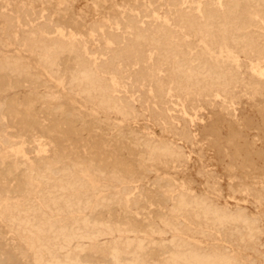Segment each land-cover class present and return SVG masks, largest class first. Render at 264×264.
<instances>
[{
	"label": "rangeland",
	"instance_id": "374dc122",
	"mask_svg": "<svg viewBox=\"0 0 264 264\" xmlns=\"http://www.w3.org/2000/svg\"><path fill=\"white\" fill-rule=\"evenodd\" d=\"M225 1V5H221L219 0H0V63L6 64L8 60L17 71L0 74V179H4L3 182L0 180V264H39L38 251L30 247L27 233L18 231L10 219L11 213L27 206L35 208V224L44 230V238L64 247L61 253L65 260H83L85 257V264H95L94 261L96 264H113L110 252L118 248L125 257L129 256V262L139 259L147 264L156 261V264H170L166 260L172 246L185 243L191 250L226 257L229 261L223 264H264V90L261 91L264 88V50H261L264 18L252 16L251 24L232 18L225 30H218L217 22L207 13L227 12L229 4ZM202 6L205 8L201 13ZM179 14L188 21L184 19L179 23ZM140 16H148L144 19L147 27H143L149 29L150 40L136 43L132 22L133 18L138 21ZM195 17L198 24L191 26L189 21ZM166 25L176 28L170 36V47L176 53H182L180 55L187 62L191 61L188 63L190 69L215 51L213 59L226 65L232 74L231 85L225 92L194 90L191 86L187 89L186 85L178 87L172 82L173 70L166 69L165 62H161L165 72L157 73L162 58L158 48L152 45L158 37L156 31H163ZM120 32L124 44L116 42ZM247 36L260 39L258 45L239 46V39ZM42 38L49 40V45L55 42L79 48L82 65L97 70L113 95L136 110L126 115L119 109L100 105L97 99L93 101L78 90H71L61 77L78 73L80 66L65 52L59 57L57 73L49 66L47 53L41 50ZM119 51L123 59L113 70L109 56ZM172 62L170 68L174 66V69L177 63L176 60ZM161 77L170 82V91L163 97L156 87ZM56 107L58 112H54ZM132 134L136 135L131 137ZM136 140L142 146L147 142L155 143L153 146L159 148L170 147L177 156L158 154L148 158L146 148H141ZM19 150H23L27 159L17 160L15 151ZM148 159L152 161H145ZM20 163L25 166L21 167ZM46 166L54 169L53 173H46L50 178L49 188H45L38 176ZM160 179L164 181L159 183ZM68 182L74 189L67 186ZM62 184L67 187L57 190V196L61 198L54 205L49 201L47 189H59ZM157 184L160 185L157 187ZM166 184L170 185L169 192ZM158 188L167 193H161ZM77 193L89 200V206L78 211L80 213H70L65 203L74 199ZM180 195H186L192 202L191 208L183 213H173ZM133 202L136 206H132ZM206 206L209 210L215 209L210 210L211 215L214 211L219 214L216 212L213 217L209 214L210 218L202 214ZM223 213L229 219L227 224L216 221ZM240 219L251 225L246 226ZM231 220L235 223L230 224ZM164 222L169 223L168 227ZM74 233L76 238L69 245L62 242L63 234ZM81 236L85 240L78 238ZM137 243L145 244L143 251ZM100 256H104L103 259Z\"/></svg>",
	"mask_w": 264,
	"mask_h": 264
},
{
	"label": "bare ground",
	"instance_id": "6f19581e",
	"mask_svg": "<svg viewBox=\"0 0 264 264\" xmlns=\"http://www.w3.org/2000/svg\"><path fill=\"white\" fill-rule=\"evenodd\" d=\"M155 1V0H154ZM220 1V3H221V5H225V3H224V0H219ZM149 2V1H148ZM225 2H227L229 5H228V10H227V12H225V13H212V14H208L207 13V15H210V17L209 18H213L214 19V21H216L217 22V24L216 25H218V30H221V29H226V26L228 25V21L230 20V19H232V18H236V21H237V18H239L244 24H251L252 23V21H251V17L253 16L254 18L256 17V18H258V19H263L264 18V0H227V1H225ZM153 3H155V2H153ZM141 4V3H140ZM176 4V3H175ZM203 4V3H202ZM142 5V4H141ZM199 5V4H198ZM146 6H148V5H146ZM227 6V5H226ZM199 7V6H198ZM154 8V7H153ZM205 8V7H204ZM203 6L202 7H200V10H201V13L203 12ZM219 8V7H218ZM149 9H150V6H149ZM197 9V8H196ZM195 9V10H196ZM211 9V8H210ZM209 9V10H210ZM146 10V9H145ZM153 10V9H152ZM180 10V9H179ZM148 11H150V10H148ZM197 12V11H196ZM148 13V12H147ZM178 13V12H177ZM149 14H150V12H149ZM156 13H154V15H155ZM181 14V13H180ZM179 14V16H178V21H179V23H180V21H184V19H186L184 16H182V15H180ZM205 14H206V12H205ZM157 17H158V14L156 15ZM201 16V15H200ZM139 18V20L137 21V18H133V22H132V24H133V28H134V31H135V38L134 39H136L135 41H136V43H137V41L138 40H142V41H147V40H150V38H149V29L147 30L145 27H143L144 25L146 26L147 24H146V22H145V20L144 19H148V16H140V17H138ZM152 18H153V16H152ZM211 18V19H212ZM111 19V18H110ZM115 19V18H114ZM132 19V18H131ZM156 19V18H155ZM156 21H157V19H156ZM155 21V22H156ZM158 21H159V19H158ZM186 21H188V19H186ZM263 21H264V19H263ZM55 23V22H54ZM53 23V24H54ZM113 23V22H112ZM118 23V22H117ZM189 23H190V25L191 26H194V25H197L198 24V20H197V17H195V18H192V19H190V21H189ZM188 24V23H187ZM57 25V24H56ZM56 25H54V27H56ZM119 25V24H118ZM58 26V25H57ZM150 26V25H149ZM258 26V25H257ZM52 27V26H51ZM147 27V26H146ZM178 27V25L176 24V28ZM119 28V27H118ZM117 28V29H118ZM176 28L175 29H171L170 27H168L167 25H166V28H164L163 29V31H156V33L158 34V37H157V40H156V42L153 44V43H151V44H153L152 46H155L156 48H158V50H159V56L162 58L161 60H160V66H158L157 68H158V70H157V73H159V74H161V73H164L165 72V70L168 68L169 70H173V71H175V72H173V71H171V73L173 74V83L176 85V86H178V87H181L182 88V85H184V87H185V85L187 86V89H188V86H191V87H194L195 89L194 90H199V89H201V90H203V91H207V92H209V91H212V90H221L220 92H225L227 89H228V87L231 85V78H232V74L230 73V71L228 70V69H226V65L224 66V65H222L220 62H218V59H217V61H215L214 59H213V55H215V54H213V53H215V51H213L212 52V54H209V56H206V57H204L203 58V61H202V59H201V63H199V60H198V58H197V60H198V62L196 63V65H195V67L194 68H192L191 66V68L192 69H190L189 67H188V63H191V61L190 62H187V60L186 59H184L183 58V56H181L180 54H182V53H180V52H177L176 53V51H173V49L170 47V40H171V37L170 36H172L175 32H176ZM35 29V28H34ZM59 29V28H58ZM116 29V28H115ZM118 30H120V28L118 29ZM46 31H47V29H46ZM49 31V30H48ZM54 31V30H53ZM187 31V30H186ZM45 32V31H44ZM62 32V31H61ZM60 32V33H61ZM152 32V31H151ZM26 33V32H25ZM52 33V32H51ZM57 33H58V31H57ZM30 34V33H29ZM46 34V33H45ZM50 34V33H49ZM57 35V34H56ZM56 35H54V36H56ZM154 35V34H153ZM25 36V35H24ZM118 36V38H117V41L116 42H121L122 44H124L125 42H124V40H122L121 39V32H120V34H118L117 35ZM28 37V36H27ZM34 37V36H33ZM51 37V36H50ZM53 37V36H52ZM152 37V36H151ZM63 38V37H62ZM173 38V37H172ZM187 38V37H186ZM256 38V37H255ZM53 39V38H52ZM222 39V38H221ZM41 40V39H40ZM39 40V41H40ZM44 39L42 38V41H43ZM80 40V39H79ZM236 40H238V39H236ZM64 41V40H63ZM62 41V42H63ZM78 41V40H77ZM155 41V40H154ZM197 41V40H196ZM232 41V40H231ZM260 41V39H258V40H255L254 39V36L253 37H249V36H247V37H245V38H243V39H239V42L240 43H242V44H240V43H238V45L239 46H248V45H258V42ZM41 42V41H40ZM39 42V43H40ZM53 42V41H52ZM58 42V41H57ZM70 42V41H69ZM237 42V41H236ZM39 43L37 44L38 46H39ZM42 43V44H41ZM40 44L42 45H40L42 48H41V50L42 51H44V52H46L47 53V58L49 59V61H50V67L51 68H53L57 73H58V70H59V57H61L63 54H65V52H67L68 54H69V56L68 57H71L70 58V60L72 61V60H74V61H76L77 63H78V65L80 66V71H78V73H72V75L69 77L67 74H63L62 75V82L65 84V85H68L69 87H70V89L71 90H78V91H80V93H83V94H85L86 95V97L88 96V97H90L92 100L93 99H97L98 100V102H99V104L100 105H103V106H106V107H109V108H116V109H119V111H121L122 113H124V114H130V111L131 110H133L134 109V107H133V105H131V104H125L124 102H122L120 99H119V97L118 96H114L113 95V93L111 92V90H110V87L104 82V79L102 78V76H101V74L96 70V71H94V70H91V69H89L88 67H85L84 65H82V54L79 52V48H76V46L75 47H73V46H70V45H67L66 47L64 46V45H60V44H58V43H51L50 45L48 44L49 43V40H44L43 42H41ZM61 43V42H60ZM68 43V42H67ZM66 43V44H67ZM71 43V42H70ZM82 43V42H81ZM110 43V42H109ZM231 44H232V42H230ZM132 44V43H131ZM149 44H150V42H149ZM128 45V44H127ZM134 45V44H133ZM36 46V45H35ZM80 46V45H79ZM130 46V45H129ZM215 46V45H214ZM261 46V45H260ZM259 46V47H260ZM78 47V46H77ZM114 47V46H113ZM127 47V46H126ZM216 47V46H215ZM38 49H39V47H38ZM87 49V48H86ZM112 49V48H111ZM152 49V48H151ZM261 49V48H260ZM261 50H264V42H263V44H262V49ZM43 52V53H44ZM112 53V52H111ZM263 53H264V51H263ZM246 54V53H245ZM46 55V54H45ZM186 55V54H185ZM247 55V54H246ZM67 56V55H66ZM95 56V55H94ZM107 56V55H106ZM216 56V55H215ZM67 57V58H68ZM73 57V58H72ZM88 57V56H87ZM157 57V56H156ZM174 58V59H173ZM185 58H186V56H185ZM189 58H190V56H189ZM46 59V58H45ZM100 59V58H99ZM122 59H123V56H122V54L120 53V51L119 52H115V53H113V54H111L110 56H109V64H110V67L111 68H113V70L114 69H116L118 66V63H120L121 61H122ZM144 59V58H143ZM160 59V58H159ZM14 60V59H13ZM60 60H62V59H60ZM64 60V59H63ZM172 60H176V62L175 63H177V66L173 69V67H171L170 68V64L172 65V63L174 62H172ZM189 60V59H188ZM247 60V59H246ZM40 61V60H39ZM65 61H66V59H65ZM65 61H64V63H65ZM140 61V60H139ZM161 62H165L166 63V69H164L165 68V66H162V64L163 63H161ZM95 63H96V61H95ZM95 63H93V64H95ZM194 62H192V64H193ZM108 64V63H107ZM191 64V65H192ZM71 65V64H70ZM174 65V64H173ZM14 66V67H13ZM11 65V64H9L8 63V60H7V62H6V64H1L0 63V74H1V72H4L5 74L6 73H14L15 71H16V68H15V65ZM47 66H48V64H47ZM61 66H62V64H61ZM74 65H72V67H73ZM162 66V67H161ZM71 67V66H70ZM75 67V66H74ZM106 67H108V66H106ZM50 68V69H51ZM53 69H51L50 71H52ZM73 69V68H72ZM93 69H95V68H93ZM98 69V68H97ZM18 70V69H17ZM30 71V70H29ZM69 71V70H68ZM17 72V71H16ZM23 72V71H22ZM114 72V71H113ZM55 73V72H54ZM68 73V72H67ZM105 72H103L102 74H104ZM167 73H168V71H167ZM15 74V73H14ZM20 74V73H19ZM18 74V75H19ZM168 74H170V73H168ZM168 74H166V75H168ZM21 75V74H20ZM61 75V74H60ZM115 75V74H114ZM162 75H164V74H162ZM8 76V75H7ZM6 75H4V77L6 78L7 77ZM53 76H57V74L56 75H54L53 74ZM59 76V75H58ZM103 76H105V75H103ZM106 76H107V74H106ZM110 76V75H109ZM116 76V75H115ZM161 76V75H160ZM1 77H2V75H1ZM8 78V77H7ZM105 78V77H104ZM109 78V77H108ZM168 78V77H167ZM115 79V78H114ZM260 79V78H259ZM3 81V80H2ZM12 81H14V80H12ZM31 81V80H30ZM37 81H38V79H37ZM130 81V80H129ZM135 84V83H134ZM5 85V84H4ZM41 85V84H40ZM117 85V84H116ZM169 85H170V82L169 81H166V80H164L163 79V77H161V78H159L158 79V81H157V83H156V87H157V92L163 97V96H165V95H168L167 93L170 91V87H169ZM13 86V85H12ZM42 86V85H41ZM259 86V85H258ZM118 87V86H117ZM183 87V88H184ZM245 87V86H244ZM60 88V87H59ZM173 88H174V86H173ZM177 88V87H176ZM39 89H40V87H39ZM67 89H69V88H67ZM133 89V88H132ZM193 89V88H192ZM259 89V88H258ZM120 90V89H119ZM181 89L179 88V91H180ZM190 90V89H189ZM188 90V91H189ZM200 90V91H201ZM257 90V89H256ZM263 90H264V88L261 90L262 91V93H263ZM175 91V90H174ZM260 91V92H261ZM52 92V91H51ZM71 92V91H70ZM250 92V91H249ZM255 92V91H254ZM183 93V92H182ZM188 93V92H187ZM155 94V93H154ZM170 94V93H169ZM184 94V93H183ZM223 94V93H222ZM141 95V94H140ZM152 95V94H151ZM224 95V94H223ZM262 96H263V94H261ZM49 96V95H48ZM155 97H156V95H155ZM89 98V99H90ZM140 98V97H139ZM148 98V97H147ZM166 98H167V96H166ZM263 98V97H262ZM44 99V98H43ZM133 99V98H132ZM137 99V98H136ZM88 100V99H87ZM51 101V100H50ZM49 101V102H50ZM94 101V100H93ZM92 101V102H93ZM29 102V101H28ZM51 103V102H50ZM149 103V102H148ZM45 104V103H44ZM48 104V103H47ZM54 104V103H53ZM63 104V103H62ZM133 104H135V103H133ZM210 104V103H209ZM16 105V104H15ZM161 106V105H160ZM31 107V106H30ZM33 107V106H32ZM31 107V108H32ZM51 107V106H50ZM59 107V106H58ZM58 107H56L55 108V111L54 112H58V110H56V109H58ZM100 107V106H99ZM162 107V106H161ZM2 107H0V109H1ZM164 108V107H163ZM202 108V107H201ZM45 109V108H44ZM52 109V108H51ZM199 109V108H198ZM30 110H32V109H30ZM114 110V109H113ZM134 110H136V109H134ZM154 110H156V109H154ZM153 110V111H154ZM169 110V109H168ZM43 111V110H42ZM48 111V110H47ZM68 111V110H67ZM158 111V110H157ZM233 111V110H232ZM110 112V111H109ZM116 112V111H115ZM152 112V111H151ZM44 113H46V112H44ZM43 113V114H44ZM260 113V112H259ZM51 114H53V113H51ZM64 114H66V113H64ZM63 114V115H64ZM70 114V113H69ZM137 115H138V111H137V113H136ZM157 114V113H156ZM156 114H153L154 116L156 115ZM175 114V113H174ZM38 115V114H37ZM41 115V114H40ZM47 115H48V113H47ZM56 115H57V113H56ZM67 115H68V113H67ZM67 115H65V116H67ZM121 115V114H120ZM152 115V114H151ZM158 115V114H157ZM185 115V114H184ZM49 116H50V114H49ZM60 116V115H59ZM15 117V116H14ZM68 117V116H67ZM138 117V116H137ZM136 117V118H137ZM158 117V116H157ZM40 118H41V116H40ZM70 118V117H69ZM79 118V117H78ZM135 118V119H136ZM226 118V117H225ZM5 119V118H4ZM27 119V118H26ZM46 119H47V117H46ZM45 119V120H46ZM125 119H127V117H125ZM144 119V118H143ZM159 119V118H158ZM185 119V118H184ZM229 119V118H228ZM39 120H41V119H39ZM65 120V119H64ZM76 120H77V118H76ZM163 120V119H162ZM60 120H58V122H59ZM191 121V120H190ZM63 122V121H62ZM68 122H70L69 123V125L71 124V121L69 120ZM224 122V121H223ZM34 123V122H33ZM43 123H44V121H43ZM43 123H42V125H43ZM60 123V122H59ZM229 123V122H228ZM67 124V123H66ZM33 125V124H32ZM58 125V124H57ZM61 125H62V123H61ZM72 125V124H71ZM86 125V124H85ZM91 125V124H90ZM166 125V124H165ZM59 126V125H58ZM248 126V125H247ZM1 128V127H0ZM3 128V127H2ZM31 128V127H30ZM116 128V127H115ZM191 129V128H190ZM123 130V129H122ZM33 131V130H32ZM119 131V130H118ZM118 131H117V133H118ZM175 131V130H174ZM212 131V130H211ZM4 132V131H3ZM2 132V133H3ZM29 132V131H28ZM51 133V132H50ZM29 134V133H28ZM116 134V133H115ZM119 134V133H118ZM121 134V133H120ZM129 134V133H128ZM149 134V133H148ZM186 134V133H185ZM211 134V133H210ZM134 135H136V134H132V136L131 137H133ZM139 135V134H138ZM215 135V134H214ZM109 136V135H108ZM120 136V135H119ZM124 136V135H123ZM129 137V136H128ZM128 137H126V140H128L127 138ZM190 137V136H189ZM120 138H121V136H120ZM119 138V139H120ZM135 138V137H134ZM140 138H142V137H140ZM116 139V138H115ZM122 139V138H121ZM125 139V138H124ZM136 139V138H135ZM137 139L139 140V138L137 137ZM262 139V138H261ZM5 140V139H4ZM118 140V139H117ZM134 140V139H133ZM140 140H142V139H140ZM1 141V140H0ZM120 141V140H119ZM124 140H122V142H123ZM154 141V140H153ZM2 142V141H1ZM5 142H7V141H4V143ZM114 142V141H113ZM133 142V141H132ZM151 142V141H150ZM135 143H137V140H136V142ZM140 143V141L137 143V144H139ZM145 143V142H144ZM228 143V142H227ZM132 144V143H131ZM141 144V143H140ZM155 144V143H154ZM154 144H148L147 142L143 145L144 146V148H146V154L148 155V158H149V156H157L158 154H161V155H166V156H172V155H176V154H174L172 151H171V149H169L168 147L167 148H159V147H156V146H153ZM234 144V143H233ZM4 145V144H3ZM156 145V144H155ZM230 145V144H229ZM247 145V144H246ZM103 146V145H102ZM135 146V145H134ZM143 146H142V144H141V148H143ZM231 146V145H230ZM10 147V146H9ZM100 147V146H99ZM120 147V146H119ZM131 147H133V146H131ZM166 147V146H165ZM172 147V146H171ZM19 148V147H18ZM102 148V147H101ZM101 148H100V150H101ZM106 148V147H105ZM105 148H103V150L105 149ZM134 148V147H133ZM9 149V148H8ZM138 149V148H137ZM240 149V148H239ZM18 150V149H17ZM111 150V149H110ZM136 150V149H135ZM28 151V150H27ZM105 151V150H104ZM103 151V152H104ZM137 151V150H136ZM223 151V150H222ZM250 151V150H249ZM10 152V151H9ZM16 153H18V158H17V160H19V158H26V155H25V153L23 152V150H19V151H15ZM107 152V151H106ZM135 152V151H134ZM140 152V151H139ZM138 152V153H139ZM181 152V151H180ZM173 153V154H172ZM13 154V153H12ZM104 154V153H103ZM111 154H112V152H111ZM182 154V153H181ZM184 154V153H183ZM182 154V155H183ZM37 155V154H36ZM59 155H60V153H59ZM62 155V154H61ZM106 155V154H105ZM113 155V154H112ZM114 155H115V152H114ZM144 155V154H143ZM35 156V155H34ZM67 156V155H66ZM65 156V157H66ZM110 156V155H109ZM169 156V157H170ZM177 156V155H176ZM185 156V155H184ZM224 156V155H223ZM36 157V156H35ZM116 157V156H115ZM143 157H145V156H143ZM34 158V157H33ZM107 158H109L108 156H107ZM106 158V159H107ZM164 158V157H163ZM168 158V157H167ZM172 158V157H171ZM27 159V158H26ZM42 159V158H41ZM72 159V158H71ZM105 159V160H106ZM117 159V158H116ZM115 159V160H116ZM144 159V158H143ZM152 159V158H151ZM150 159V161H152ZM177 159V158H176ZM29 160V159H28ZM111 160V159H110ZM36 161V160H35ZM38 161V160H37ZM36 161V162H37ZM53 161V160H52ZM80 161V160H79ZM124 161V160H123ZM145 161H149V159L148 160H145ZM149 161V162H150ZM178 161V160H177ZM56 162V161H55ZM75 162V161H74ZM107 162V161H106ZM2 163V162H1ZM40 163V162H39ZM71 163V162H70ZM110 163V162H109ZM116 163V162H115ZM153 163V162H152ZM21 165V167H22V165H24L25 166V164L24 163H20ZM112 164H113V162H112ZM183 164V163H182ZM59 165V164H58ZM100 165V164H99ZM116 165H117V163H116ZM115 165V166H116ZM1 166V165H0ZM17 166H18V161H17ZM75 166H77V164L75 165ZM119 166H121V164L119 165ZM118 166V167H119ZM13 167V166H12ZM78 167H80V166H78ZM9 168V167H8ZM20 168V167H19ZM75 168V167H74ZM137 168V167H136ZM251 168V167H250ZM253 168V167H252ZM10 169V168H9ZM23 169L25 170V168L23 167ZM62 169V168H61ZM120 169V168H119ZM123 169V168H122ZM7 170V169H6ZM69 170V169H68ZM88 170V169H87ZM124 170H125V167H124ZM131 170V169H130ZM26 171V170H25ZM30 171H33V169L32 170H30ZM82 171V170H81ZM123 171V170H122ZM126 171V170H125ZM124 171V172H125ZM9 172H11V171H9ZM47 172H54V169H52V168H50V167H43L42 168V170H41V172L38 174V176L39 177H41L42 178V181L45 183V188H49L48 186H49V184H50V178L47 176ZM71 172V171H70ZM69 172V173H70ZM98 172V171H97ZM103 172V171H102ZM117 172H118V170H117ZM127 172V171H126ZM125 172V173H126ZM20 173V172H19ZM105 173V172H104ZM116 173V172H115ZM132 173V172H131ZM27 174V173H26ZM29 174V173H28ZM64 174H65V172H64ZM71 174V173H70ZM114 174V173H113ZM126 174H128V173H126ZM129 174H130V172H129ZM152 175H153V173H151ZM11 175V174H10ZM23 175H25V174H23ZM111 175V174H110ZM116 175V174H115ZM4 176H6V173H5V175ZM16 176H17V173H16ZM53 176V175H52ZM59 176V175H58ZM171 176V175H170ZM55 177V176H54ZM112 177V176H111ZM9 178V176L7 177V179ZM14 178V177H13ZM16 178V177H15ZM20 178V177H19ZM103 178V177H102ZM71 179V178H70ZM76 179V178H75ZM146 179V178H145ZM1 180V179H0ZM4 180V179H3ZM3 180H1V182H3ZM14 180V179H13ZM16 180V179H15ZM161 180V182H159V183H162V181H164L163 179H160ZM59 181V180H58ZM156 181H158V180H156ZM183 181V180H182ZM165 182H167V181H165ZM6 183V182H5ZM17 184H18V182H16ZM66 183V182H65ZM152 183V182H151ZM164 183V182H163ZM119 184V183H118ZM156 184V183H155ZM154 184V186L156 187V185ZM10 185H11V183H10ZM19 185V184H18ZM76 185V184H75ZM82 185V184H81ZM153 185V184H152ZM158 185H160V184H157V187H158ZM167 185V187L168 186H170V185H168V184H166ZM7 186H9V185H7ZM15 186V185H14ZM67 186L69 187V188H72V189H74V187H73V184H70V182H68L67 183ZM67 186H64L63 184L61 185V187L59 188V189H47L48 190V196H50V198H49V201H51V203L53 202L54 203V205L55 204H57V202L60 200V196H57V193H58V191L57 190H61V189H63V188H66ZM87 186V185H86ZM136 186V185H135ZM164 186L165 185H163V188H164ZM189 186V185H188ZM6 188V187H5ZM76 188H77V185H76ZM82 188V187H81ZM107 188V187H106ZM150 188V187H149ZM172 188V187H171ZM171 188H170V191H171ZM174 188V187H173ZM172 188V189H173ZM17 189V188H16ZM105 189V188H104ZM160 188H158V190H159ZM167 189V191L169 192V187L168 188H166ZM9 190H10V188H9ZM13 190V189H12ZM100 190V189H99ZM135 190V189H134ZM160 190H162V189H160ZM179 190V189H178ZM0 191H2V190H0ZM163 191V192H162ZM161 191V193H163L164 194V192H165V189L164 190H162ZM174 191V190H173ZM14 192H15V190H14ZM124 192H125V190H124ZM160 192V191H159ZM176 192V191H175ZM175 192H173V193H175ZM2 193H4V191L2 192ZM6 193V192H5ZM18 193V192H17ZM22 193V192H21ZM20 193V194H21ZM165 193H167V192H165ZM11 194V193H10ZM26 194H28V192L26 193ZM59 194V193H58ZM85 194V193H84ZM163 194H162V198H163ZM176 194V193H175ZM181 194V193H180ZM2 195V194H1ZM22 195V194H21ZM123 195H124V193H123ZM137 195V194H136ZM153 195V194H152ZM159 195H160V193H159ZM169 195V194H168ZM15 196V195H14ZM20 196V195H19ZM131 196V195H130ZM149 196V195H148ZM177 196V195H176ZM186 196V195H185ZM184 195H180V198L178 199V201H177V209H175V210H173V213L174 212H179L180 211V213L182 212L183 213V211L184 210H186L187 208L189 209V208H191L190 206H191V203L187 200V198L185 197ZM1 197V196H0ZM10 197V196H9ZM150 197V196H149ZM179 197V196H178ZM27 198H29V197H27ZM169 198V197H168ZM175 198V197H174ZM173 198V199H174ZM59 199V200H58ZM113 199V198H112ZM116 199V198H115ZM156 199V198H155ZM158 199V198H157ZM176 199H177V197H176ZM167 200H169V199H167ZM29 201H31V200H29ZM34 201V200H33ZM36 201V200H35ZM198 201V200H197ZM38 202V201H37ZM146 202V201H145ZM149 202V201H148ZM171 202H172V200H171ZM204 202V201H203ZM3 203V202H2ZM30 203H32V202H30ZM36 203V202H35ZM109 203V202H108ZM134 203V202H133ZM164 203V202H163ZM167 203H168V201H167ZM193 203H194V201H193ZM196 203V202H195ZM205 203V202H204ZM34 204V203H33ZM135 204V203H134ZM132 205V206H136V204L135 205ZM150 204V203H149ZM197 204V203H196ZM39 205V204H38ZM48 205H49V203H48ZM152 205V204H151ZM199 205H201V204H199ZM203 206H205L206 205V203L205 204H202ZM6 206V205H5ZM11 206H13V205H11ZM88 206H89V200L86 198H83L79 193H77V195L74 197V199H72L71 201H67L66 203H65V207L70 211V213H75V212H78V211H83V210H85V209H87L88 208ZM97 205H95L94 207H96ZM119 206V205H118ZM192 206H193V204H192ZM196 206V205H195ZM198 206V205H197ZM196 206V207H197ZM208 206V205H207ZM207 206H206V208H204V212H202V214H205V215H207V217H209L208 215L211 213L210 212V210L212 209H208L207 208ZM140 207H143V206H141L140 205ZM147 207V206H146ZM2 208V207H1ZM45 208V207H44ZM201 208V207H200ZM200 208H198V210L200 209ZM39 209V208H38ZM37 209V210H38ZM117 209V208H116ZM116 209H115V211H116ZM118 209H119V207H118ZM187 209V210H188ZM196 208L194 207V209L193 210H195ZM3 210V209H2ZM15 210V209H14ZM42 210H43V208H42ZM89 210V209H88ZM91 210V209H90ZM93 210H94V208H93ZM98 210H99V208H98ZM103 210V209H102ZM200 210H202V209H200ZM212 210H215V209H212ZM18 211V210H17ZM44 211V210H43ZM114 211V212H115ZM49 212V211H48ZM57 212V211H56ZM87 212V211H86ZM85 212V213H86ZM93 212V211H92ZM95 212H96V210H95ZM94 212V215L96 214ZM119 212H121V210L119 211ZM118 212V213H119ZM164 212V211H163ZM199 212V211H198ZM213 212V211H212ZM216 212L217 211H214V213L216 214ZM242 212V211H241ZM1 213V212H0ZM9 213H11L10 211H9ZM8 213V214H9ZM40 213V212H39ZM51 213V212H50ZM78 213H80V212H78ZM89 213V212H88ZM117 213V212H116ZM125 213V212H124ZM192 213V212H191ZM214 213H213V215H214ZM218 213V212H217ZM121 214H123V213H121ZM212 214V213H211ZM210 214V215H211ZM219 214V213H218ZM221 214H222V212H221ZM93 215V214H92ZM93 215V216H94ZM115 215V214H114ZM179 215V214H178ZM213 215H211L212 217H213ZM2 216V215H1ZM1 216H0V218H1ZM123 216H125L124 214H123ZM128 216V215H127ZM215 216H217V215H215ZM215 216H214V218H215ZM221 216V215H220ZM231 216V215H230ZM235 216V215H234ZM83 217V216H82ZM97 217H99V214H98V216ZM181 217V216H180ZM218 217V216H217ZM88 218V217H87ZM114 218H115V216H114ZM210 218V217H209ZM229 218H231V217H229ZM239 218H240V216H239ZM244 218V217H243ZM8 219V218H7ZM10 219L13 221V224L15 225V228H17V230L18 231H22L23 233L22 234H24V232H26L27 233V235H28V239H29V243H30V247H32V248H34V249H36L37 251H38V263L39 264H85L84 262H86V260L85 261H83L84 259H85V257H84V259L83 260H80L79 258L77 259L76 258V261H73V260H70V259H66L65 260V256H64V259L62 258V253H61V251L64 249V247L63 246H59L56 242H51L50 241V239H47V238H44V230H41L40 228H38L37 227V225L35 224V219H36V210H35V208L33 207V206H27L26 208H24L22 211H19V212H17V213H11L10 214ZM99 219H100V217H99ZM105 219V218H104ZM111 219V218H110ZM123 219V218H122ZM133 219V218H132ZM198 219H200V218H198ZM203 219H206L207 220V218H204V216H203ZM231 219H233V218H231ZM107 220H109V218L107 219ZM130 220V219H129ZM226 220H229V219H227V218H225L224 217V213H223V217H220V218H217L216 219V221H218L219 223H222V222H224L225 221V223H226ZM240 220H243V219H240ZM245 220V219H244ZM243 220V221H244ZM247 220V219H246ZM97 221H99L98 220V218H97ZM103 221V220H102ZM106 221V220H105ZM105 221L103 222V223H105ZM113 221V220H112ZM115 221V220H114ZM116 221H117V219H116ZM121 221H123V220H121ZM166 221V220H165ZM195 221H197V220H195ZM233 221V222H232ZM236 221V220H235ZM249 221V220H248ZM80 222V221H79ZM85 222V221H84ZM83 222V223H84ZM109 222V221H108ZM124 222V221H123ZM122 222V223H123ZM139 222V221H138ZM145 222V221H144ZM213 222V221H212ZM238 222H240L239 220H238ZM250 222V221H249ZM248 222V223H249ZM256 222V221H255ZM259 222V221H258ZM9 224H10V222H8ZM94 223V222H93ZM102 223V224H103ZM107 223V222H106ZM133 223V222H132ZM165 224H164V226L165 225H167V227H168V224H166V222H164ZM184 223V222H183ZM219 223H217V225H221V224H219ZM227 223H229V221L227 222ZM226 223V224H227ZM234 224L235 222H234V220H231V222H230V224ZM244 223L246 224V221H244ZM243 223V224H244ZM253 223V222H252ZM8 224V225H9ZM50 224V223H49ZM87 224V223H86ZM89 224V223H88ZM112 224H115V223H112ZM134 224V223H133ZM162 224H163V222H162ZM182 224V223H181ZM236 224H237V222H236ZM235 224V225H236ZM80 225V224H79ZM81 225H83L84 226V224H81ZM95 225V224H94ZM97 225V224H96ZM118 225H119V223H118ZM121 225V224H120ZM123 225V224H122ZM121 225V226H122ZM137 225V224H136ZM139 225V224H138ZM180 225V224H179ZM212 225H213V223H212ZM247 225H251V224H246V226ZM11 226V225H10ZM82 226V227H83ZM86 226V225H85ZM93 226V225H92ZM106 225L104 224V227H105ZM120 226V228H122ZM124 226V225H123ZM134 226V225H133ZM163 226V227H164ZM226 226H228V225H226ZM225 226V227H226ZM253 226V225H252ZM252 226H251V228H252ZM13 227V226H12ZM116 227H118V226H116ZM139 227V226H138ZM144 227H146L145 225H144ZM207 227V226H206ZM217 227V226H216ZM11 228V227H10ZM14 228V229H15ZM51 228V227H50ZM107 228H109V227H107ZM140 228V227H139ZM159 228V227H158ZM169 228H171V226L169 225ZM246 228V227H245ZM250 228V227H249ZM118 229V228H117ZM123 229V228H122ZM121 229V230H122ZM152 229V228H151ZM178 229V228H177ZM176 229V230H177ZM214 229V228H213ZM237 229V228H236ZM12 230V229H11ZM16 230V231H17ZM115 230V229H114ZM124 230V229H123ZM258 230V229H257ZM15 231V232H16ZM50 231H51V229H50ZM106 231V230H105ZM117 231V230H116ZM145 231H147V230H145ZM157 231V230H156ZM161 233H162V230H159ZM171 231V230H170ZM193 231V230H192ZM222 231V230H221ZM11 232H13V231H11ZM64 232V231H63ZM71 232V231H70ZM152 232V231H151ZM176 232H178V231H176ZM217 232V231H216ZM237 232V231H236ZM254 232V231H253ZM110 233H112V232H110ZM114 233V232H113ZM122 233V232H121ZM124 233H126V232H124ZM141 233V232H140ZM139 233V234H140ZM156 233H158V232H156ZM155 233V234H156ZM201 233V232H200ZM239 233V232H238ZM258 233H260V232H258ZM16 234V233H15ZM48 234H49V232H48ZM75 234L76 233H74V234H69V235H66V236H64V234L62 235V242L63 243H66L67 245H69V243L72 241V240H74L75 238H76V236H75ZM127 234V233H126ZM150 234V233H149ZM163 234H164V231H163ZM198 234V233H197ZM222 234V233H221ZM253 234V233H252ZM19 235V234H18ZM53 235V234H52ZM111 235V234H110ZM116 235V234H115ZM128 235V234H127ZM233 235V234H232ZM232 235H229V236H231L232 237ZM78 236V235H77ZM157 236V235H156ZM198 236V235H197ZM239 236V235H238ZM98 237H100L99 235H98ZM106 238H107V236H105ZM134 237V236H133ZM142 237V236H141ZM144 237V236H143ZM154 237V236H153ZM174 237V236H173ZM204 237V236H203ZM223 237V236H222ZM78 238H83L84 239V236H81V237H78ZM115 238V237H114ZM205 238V237H204ZM27 239V240H28ZM87 239H88V237H87ZM118 239V238H117ZM178 239V238H177ZM206 239V238H205ZM231 239V238H230ZM85 240V239H84ZM173 240V239H172ZM80 241H81V239H80ZM83 241V240H82ZM81 241V242H82ZM87 241V240H86ZM116 241V240H115ZM124 241V240H123ZM126 241H128V240H126ZM178 241V240H177ZM177 241H176V243H177ZM87 242H89V241H87ZM120 242V241H119ZM125 242V241H124ZM129 242H130V240H129ZM128 242V243H129ZM137 242H138V240H137ZM139 242H141V244H143V242H145V241H139ZM92 243V242H91ZM117 243H118V241H117ZM133 243V242H132ZM132 243H130V245L132 244ZM158 243V242H157ZM168 243V242H167ZM173 243H175L174 241H173ZM180 243H181V241H180ZM183 243V242H182ZM72 244V243H71ZM75 244H76V242H75ZM83 244V243H82ZM137 244H139V243H137ZM136 244V245H137ZM141 244H139V245H137V247L138 246H141ZM169 244V243H168ZM172 244V243H171ZM185 244V243H184ZM184 244H175L174 246H172V245H170V246H172L173 247V249H172V247H171V249H172V251H170V255H169V257L168 256H165V257H168V259L166 260V262L168 261V263H170V264H223V263H226V262H228L229 260L226 258V257H220V256H216V255H214V254H209V253H203V252H199V251H195V250H191V249H189V248H187L186 247V245H184ZM80 245V244H79ZM78 245V246H79ZM90 245V244H89ZM114 245V244H113ZM145 245V244H144ZM143 245V246H144ZM154 245V244H153ZM159 245V244H158ZM71 246V245H70ZM91 246V245H90ZM116 246V245H115ZM143 246H141V249H139V250H141V251H143L142 250V248H143ZM147 246V245H146ZM145 246V247H146ZM263 246V245H262ZM104 247V246H103ZM126 247H129L128 246V244L126 245ZM155 247V246H154ZM78 248V250H79V247H77ZM85 248V247H84ZM88 248V247H87ZM94 248V247H93ZM135 249H136V246L134 247ZM74 249H76V246L73 248V250ZM146 249H147V247H146ZM155 249V248H154ZM126 250H127V248H126ZM134 250V249H133ZM37 251H35V252H37ZM65 251H66V249H65ZM77 251V250H76ZM156 251V250H155ZM227 251V250H226ZM63 252V251H62ZM69 252V251H68ZM82 252H84V251H82ZM91 252H92V250H91ZM134 253H135V251H133ZM149 252V251H148ZM160 252V251H159ZM164 252V251H163ZM205 252V251H204ZM228 252V251H227ZM86 253V252H85ZM126 253V252H125ZM141 253V252H140ZM69 254V253H68ZM88 254H89V252H88ZM93 254V253H92ZM144 254H145V252H144ZM81 255V254H80ZM91 255V254H90ZM133 255V254H132ZM132 255H131V257H132ZM155 255V254H154ZM37 256V255H36ZM84 256V255H83ZM86 256V255H85ZM93 256V255H92ZM96 255H94V257H95ZM158 256V255H157ZM90 257V256H89ZM101 257V256H100ZM104 257V256H103ZM103 257H101L102 259H103ZM109 257V256H108ZM107 257V258H108ZM129 256H127V257H125V254H124V252H122L121 250H119L118 248H114V249H112L111 250V252H110V258H111V260L113 261L112 263L113 264H147V263H145V262H143V261H141V260H135V261H128V258ZM156 257V256H155ZM71 258V257H70ZM81 258V257H80ZM87 258V257H86ZM107 258H105V260L107 259ZM133 258V257H132ZM138 258V257H137ZM160 258V257H159ZM164 258V257H163ZM90 259H92V258H90ZM96 259V258H95ZM109 259V258H108ZM65 260V261H64ZM94 260V259H93ZM101 260V259H100ZM132 260H134V259H132ZM158 260V259H157ZM160 260V259H159ZM264 260V259H263ZM88 261V260H87ZM91 260H89V262H90ZM99 261V260H98ZM155 262V261H154ZM164 262V261H163ZM94 263L96 264V262L94 261ZM102 263V262H101ZM104 263V262H103ZM156 263H157V261H156ZM156 263H153V264H156ZM34 264V263H33ZM36 264H37V262H36ZM149 264H152V262L151 263H149Z\"/></svg>",
	"mask_w": 264,
	"mask_h": 264
}]
</instances>
